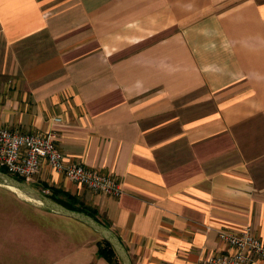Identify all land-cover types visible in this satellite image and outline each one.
<instances>
[{"label": "crops", "instance_id": "crops-1", "mask_svg": "<svg viewBox=\"0 0 264 264\" xmlns=\"http://www.w3.org/2000/svg\"><path fill=\"white\" fill-rule=\"evenodd\" d=\"M0 128L55 130L66 162L120 182L96 193L46 161L35 178L79 196L133 264L233 252L220 231L264 241V0H0ZM82 225L60 257L13 225L0 264H113Z\"/></svg>", "mask_w": 264, "mask_h": 264}, {"label": "built area", "instance_id": "built-area-1", "mask_svg": "<svg viewBox=\"0 0 264 264\" xmlns=\"http://www.w3.org/2000/svg\"><path fill=\"white\" fill-rule=\"evenodd\" d=\"M55 130L43 134L20 133L0 128V167L26 182L33 181L46 161L71 182L107 196L120 198L124 189L111 175L90 169L81 163H68L60 150ZM219 238L233 252L214 254L199 264H264V241L250 227L241 233L220 231Z\"/></svg>", "mask_w": 264, "mask_h": 264}, {"label": "rangeland", "instance_id": "rangeland-1", "mask_svg": "<svg viewBox=\"0 0 264 264\" xmlns=\"http://www.w3.org/2000/svg\"><path fill=\"white\" fill-rule=\"evenodd\" d=\"M26 183L34 185L35 188L43 191L47 195L51 194L48 187L35 183V179ZM19 224L33 228L38 227V236L43 235L45 241L50 242L49 245H52L51 242H53L54 248L55 245L58 247L55 249V252H57L56 257L66 255L75 247L77 248L80 241V233L75 228L80 227L83 228L82 231L84 230L82 223L49 211L44 206H38L20 194V192L11 191L10 188L0 184L1 249L5 230L13 225ZM96 233L103 240V237L98 232Z\"/></svg>", "mask_w": 264, "mask_h": 264}, {"label": "water", "instance_id": "water-1", "mask_svg": "<svg viewBox=\"0 0 264 264\" xmlns=\"http://www.w3.org/2000/svg\"><path fill=\"white\" fill-rule=\"evenodd\" d=\"M0 184L8 188H16L25 197L41 203L47 210L66 218L74 219L75 221L92 228L93 230L98 232L103 237V239L107 240L114 247L123 264H133L129 253L123 245L118 234H116L110 227L106 226L101 221L83 212L67 208L66 206L53 200L43 191L35 188L34 185L23 182L15 176L1 169Z\"/></svg>", "mask_w": 264, "mask_h": 264}, {"label": "trees", "instance_id": "trees-1", "mask_svg": "<svg viewBox=\"0 0 264 264\" xmlns=\"http://www.w3.org/2000/svg\"><path fill=\"white\" fill-rule=\"evenodd\" d=\"M0 169L9 173V171L4 167H0ZM15 177L23 182H26V180L22 177L19 176H15ZM49 189L51 191V194L48 196L51 197L56 202L66 206L69 209L83 212L99 220V218L97 217V213L86 207L84 202L80 199L79 196L53 188H49ZM98 247H99L98 255L100 257H104V259L106 258L108 261H110L113 264H122L121 263L122 261H120V258L116 250L107 240L103 239L102 241H100L98 243Z\"/></svg>", "mask_w": 264, "mask_h": 264}, {"label": "bare ground", "instance_id": "bare-ground-1", "mask_svg": "<svg viewBox=\"0 0 264 264\" xmlns=\"http://www.w3.org/2000/svg\"><path fill=\"white\" fill-rule=\"evenodd\" d=\"M11 189V191L13 190L14 192H19L16 188H13V187H11L10 188ZM20 194H22V193H20ZM23 195V194H22ZM24 196V195H23ZM25 197V196H24ZM27 198V197H26ZM28 200H31V199H29V198H27ZM32 202H34V204H36V205H38V206H43L41 203H39V202H36V201H33V200H31Z\"/></svg>", "mask_w": 264, "mask_h": 264}]
</instances>
